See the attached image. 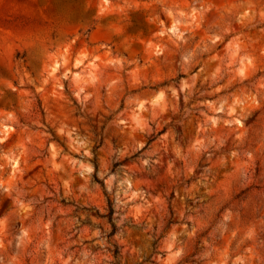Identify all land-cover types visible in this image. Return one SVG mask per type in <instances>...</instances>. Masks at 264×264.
<instances>
[{"label": "rangeland", "instance_id": "rangeland-1", "mask_svg": "<svg viewBox=\"0 0 264 264\" xmlns=\"http://www.w3.org/2000/svg\"><path fill=\"white\" fill-rule=\"evenodd\" d=\"M117 263L264 264V0H0V264Z\"/></svg>", "mask_w": 264, "mask_h": 264}, {"label": "trees", "instance_id": "trees-1", "mask_svg": "<svg viewBox=\"0 0 264 264\" xmlns=\"http://www.w3.org/2000/svg\"><path fill=\"white\" fill-rule=\"evenodd\" d=\"M138 156V154H135L133 155V157H136ZM128 159V158H126ZM122 163V161H118L114 164V170ZM115 213H116V210H115V207H114V202L113 200L109 197L108 198V210L106 213L100 215L102 217H105L107 218V220L110 222L111 226H112V229L111 231L109 232L108 236H112V235H115L118 231V225L116 223V219H115ZM112 252L114 254L115 257H118L119 253H120V250H119V245L118 244H114V249H112ZM119 264V263H117Z\"/></svg>", "mask_w": 264, "mask_h": 264}]
</instances>
